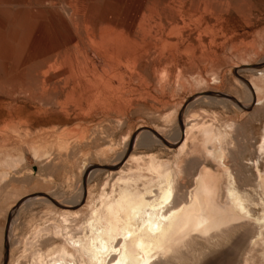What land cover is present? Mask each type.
Masks as SVG:
<instances>
[{"label":"bare ground","instance_id":"1","mask_svg":"<svg viewBox=\"0 0 264 264\" xmlns=\"http://www.w3.org/2000/svg\"><path fill=\"white\" fill-rule=\"evenodd\" d=\"M22 2V0H0V4H11V6ZM208 3V0H202L201 4L204 5V9L208 7ZM190 6H192V4L189 3L188 5L186 0H182V3L178 6V17H172V19H166L165 21L166 25L172 26L174 30L176 29L177 35L175 34L176 36L174 38L172 37L166 39L164 37L165 39H162L163 43L173 42L175 49L178 51L179 47H181L182 50H180L178 54L180 56V54L183 53L184 57L182 58V56H180L179 58L173 56L175 58V64L173 67H171V62V65L169 64L170 66H167L163 62L156 61V63L154 61L156 64L155 67L153 65L152 70L153 73L155 70L160 72V74H158L155 71L156 75H153L152 78L153 80H158V85L161 84L162 86L163 83L159 82L163 80L164 85L166 84L171 88L173 85V80L170 81L171 75L173 76L172 71L178 68V74L176 75L179 76L180 81L178 82V87L181 86V89L176 90L177 86H175V90L177 92L182 89L186 91V87H184L186 86L185 84L191 81L193 82V80L187 82L188 76L186 75H190L191 71L193 73V70L189 72L190 69H194L195 67L197 68V66L193 67L192 65L194 63V65L197 64L195 57H200V59H197L201 62L204 58H206L205 56L208 55V59L211 54V49L205 52L206 55H204L201 51H199L198 54L196 52V45L192 41L190 42V39L185 38L186 36L183 35L184 33L182 29H188L186 26L189 24L186 25V23H191V21L188 22L186 20H193V18H195L197 21H200L199 18H202L200 15L203 11L201 12L195 7L190 8ZM126 13L124 14L125 16ZM119 16L120 15H118V17ZM159 19L162 21L161 18ZM203 19L204 18H202V20ZM121 21L116 20L115 18L110 19L102 15L98 16L95 20L86 18L84 26L86 28V37L90 43L85 41V38H82L81 36L73 38L71 40L75 48V53L73 54L85 59L86 57L94 54L93 52L96 53L97 51H100L103 52L106 57V64L109 65V68L107 65H103L105 62H103L102 65L104 68L106 67V69H109L108 72L114 69V66H112L113 60H124L130 63L133 72L137 75H135L136 77H143L147 70L144 73L146 68L142 71L138 69L139 62L145 54L149 56L154 53V49L156 51L157 47H153L156 46V43L155 45L152 44V46L151 44L146 43L147 41L149 42V40L145 41V38L144 40L141 39L138 35L141 30L139 29L138 31V29H135L138 31L137 33L134 30L133 22L130 24L125 22L126 24H124ZM143 21H146V19L144 18ZM203 29H205V27ZM209 33H211V31ZM173 34H171V36ZM188 34H190V31ZM203 43L205 42L201 43L199 40V44L205 45ZM166 45L167 44H165V46ZM51 49L56 48L52 47ZM201 50L203 51L205 48ZM50 52V49H43L40 53H37L36 56H48L50 55ZM208 52L210 54H207ZM216 52L217 51H215V53ZM214 55L212 54L210 57H213ZM100 57L102 56L100 55ZM238 57L240 58V55ZM243 59L244 58H242V60L239 59V65L234 62L235 66L233 65L234 67L232 70L236 74V77H239V80L241 79L239 82L241 84H245V87L243 88V91L245 92L244 98L235 97L236 95L230 96L224 92L221 93L218 89H216L219 86H216L217 84L215 85V83L219 82V80H217L219 77V75H217L219 71L218 69L216 70L217 74L216 72H211L213 75L215 74L218 77H213L212 75V79L209 78L210 75L208 77L211 80V85H202L206 78H203V80L201 77L199 78L197 76L198 78L196 77L194 79L192 77L194 75H192L190 76V79L192 77L195 80L194 82L197 84V87L193 83L196 88L192 89L190 87V89L188 88L189 85L193 84L189 83L187 87V90L190 89L189 92H186V94L183 95L177 109L174 108V111H176L178 116V122L174 129V133H165L162 132L160 128L158 129L156 127L143 128L144 124L142 125L143 129L139 130L136 143H140L142 145H151L153 143L155 145V142L160 143L173 154L172 159L161 158L158 155L152 154L130 155L132 142L129 141L119 152L116 151L117 154L114 157V161L110 163H101V160V162L97 165L94 163H83L84 165L82 164L83 166L81 167L83 169L81 171V175L79 174V176L87 178L96 171L104 170L103 173L106 172L113 180L109 188L105 184V187L107 186L108 189L102 187L101 190H98L99 192L97 191L95 194L92 191L84 190L81 186H79L75 192L70 193L66 198L62 199L60 197L65 194H60L59 197L58 192L54 190V188L49 185L45 179L34 180L32 177H28L29 175H25L24 179L21 180L20 178L18 180L23 181L28 179V183L36 181L35 183L39 186L41 185V187L36 185L37 187L34 186V188H29L33 182L26 186L21 185L20 183L22 182L20 181V183L17 181L20 184L19 187L13 185V181L15 184L17 183L15 182V175L14 177L12 176L13 178L10 177L11 173L8 172L7 169L11 166L14 167V165L16 166V169L18 167L20 168V166H17L19 164L16 165L18 161H21V163L25 162L26 165L24 168H30L33 164H38V167H41L39 164L44 162V166H47V160H44L46 157L48 159V156L51 155V157L53 156V163H51V166L53 167L54 164H61L62 160L66 157H70V155H73L74 152L76 153L77 150L79 151V147H81V140H78V146L80 145L78 147L77 142H75L76 145H69L72 142L68 143L66 140L59 137L56 139H50V137L49 139H42L40 137V139L36 135H33L38 138L35 139L32 136L30 138L31 134H28L29 138H27L26 135L20 137L17 133L19 129L13 130L18 127L13 128L14 126H11L13 132L9 127V129H6L8 131L10 130L9 132L7 131V133L6 131L3 132L5 129L2 131V128L0 130V214L3 215V221L0 230L4 232V239L1 234L0 245H4L5 250L3 255V264L7 254L8 227L15 222V220H12L14 215L13 213L22 206H29L30 203H28V198L26 196L30 194L31 196H29V198L34 199V201H32L33 205L34 202H36L39 203L40 206H43L42 212L39 215L38 220L33 222V226L31 227L28 235H25V237H21L20 239H14L12 242V245L16 244V246H13V249H16L18 246L20 251L15 257H13V253L9 251V264H194L196 263L195 260L197 257L199 258L200 255L204 257L207 247L223 244L229 237L230 233L234 235V238L232 242L233 246L231 245L228 249L237 246V244L242 240L241 238H243L241 235L246 233V231L250 234L249 239L247 234L246 236L244 234V237H247L246 239H248L245 244L248 251H254V249L258 248H254L257 243L264 247V170L260 167L261 161L264 160V154L262 155V153H264V130L261 136V141L257 146H255L259 155H254L253 153L252 157L245 158L239 155V150L237 148L234 149L230 145V143L235 140L237 136H234L233 133H229L231 130L225 128L230 124L227 128L231 127L230 129H232L233 123H228V125L226 124L227 126L225 125L226 127L224 126L225 128L223 129L215 126L213 122H208L207 118V120H202V117H194L188 121L182 119V115L187 114L191 109L190 107L196 102H204L205 105L209 106L219 105L223 109H227L228 106H232L237 108L236 110L243 118H248L259 109H264V96H262L263 90H261L262 95L259 91V84L264 81V57L261 59L262 61H258V63H251L250 60L246 61L245 59V61H243ZM110 61H112L111 65L109 64ZM205 62L207 61H204L203 63ZM215 62H218V60ZM215 62L213 63L216 64ZM23 63H25V61H23ZM127 64L126 67L128 66ZM244 65H249V67L246 66L247 68L245 69V71L251 72L248 79L241 78L240 75L238 76L241 66L243 67ZM148 66L149 65H147V68ZM199 66L198 70H200ZM92 67H94V63ZM218 67L220 69L219 65ZM222 67L223 66H221V68ZM111 68L112 70H110ZM196 68L195 70H197ZM149 71L150 70H148V75ZM211 71H213V68ZM187 72H189V74H186ZM43 73L45 75L47 71L46 73ZM197 75H199V73ZM144 77H146V75ZM157 77L159 79H156ZM184 77L186 78V82ZM208 78L206 79V83L208 82ZM143 79L145 81L147 78ZM1 80L0 76V84H2ZM149 80L147 81L148 83ZM153 80L150 81L152 82ZM172 88L174 87L172 86ZM263 88L261 87V89ZM138 93H140V91H138ZM178 93H180V91ZM90 132L93 133L91 130ZM96 132L98 131H95L94 134ZM92 133L91 135H93ZM60 135H62V133ZM91 135H89V139ZM94 136H97V134ZM99 137L100 136L98 135L97 140ZM86 140L84 141L87 142ZM93 143L96 142L94 141ZM93 143L91 142V144ZM88 144L90 143H84L85 146H89ZM84 145L83 147H85ZM98 148L102 147H96V149ZM255 149H253V151ZM113 151L115 150L113 149ZM95 153L97 152L94 150V154ZM75 156L76 155L72 157L75 158ZM94 158H96V156ZM77 161L80 162V160ZM91 161L93 162V160ZM48 164H50V162H48ZM46 168L50 169L48 166ZM16 169H14V172H16ZM42 170L43 169H41L40 172ZM8 173H10V178L8 177ZM189 178L192 182V187L190 188H188L191 186L189 185V182L187 184ZM18 183L17 185H19ZM18 191L21 192L18 193ZM257 192L258 194L255 196ZM12 197L13 200L9 202ZM165 201H168V203H165ZM80 211H82L81 215ZM32 221H34V219ZM55 239H59V241L57 242ZM46 242L49 243L46 246H43ZM245 242L243 240L242 243ZM262 246L260 247L262 248ZM237 248L238 247H236V249ZM252 251L250 252V257H253L256 254L255 253L251 256V254L256 252V250L253 253ZM232 252L234 253L233 250ZM228 253L230 254L231 250H228ZM257 253V256L255 255L256 258H250L248 255L247 258L246 256L244 258L245 260L248 258L253 259V261L256 262V260H259L258 258L260 257V253L264 255L263 252L258 251ZM223 254L222 256L226 255L225 257L227 258V251L226 254ZM205 256L207 257V255ZM200 260L201 259H199V261ZM237 264H240L239 261Z\"/></svg>","mask_w":264,"mask_h":264},{"label":"rangeland","instance_id":"2","mask_svg":"<svg viewBox=\"0 0 264 264\" xmlns=\"http://www.w3.org/2000/svg\"><path fill=\"white\" fill-rule=\"evenodd\" d=\"M22 1L23 2L20 4L12 5L13 7L11 6V4H0V76L2 79V84H0V130L3 128L2 131L5 129L3 132L6 131L7 133L8 130L6 129L14 126L13 128L18 127L17 129L13 130L19 129L20 132L18 131L17 133L20 135V137L26 135V137L29 138L28 134H31L30 138L32 136L35 139H38L36 138V136L39 138L41 137L42 139H49V137L50 139H56L57 137H59L66 140L68 143L72 142L69 145H76L75 142H77V146L78 140H81V147H79V145V151L77 150L76 153L74 152L73 155H70V157L68 156L69 159L68 157H66L64 160H62L61 164H54L55 166L53 165V167L51 166V163H53V156H48V159L46 157L44 161L47 160L46 164L48 167H50V169L46 168L47 166H44V161H42L44 163L39 164L41 167H38V164H33L30 168H24L26 165L25 162L21 163V161H18L16 165L19 164L17 166H20V168L18 167L16 169L15 165L14 167L11 166L10 168H8V172L11 173H8V177L9 174L10 177H14L15 175V182H19L20 180L18 179L20 178L21 180L24 179L25 175H29L28 177H32L34 180L45 179V181L58 192L59 197L60 194H65L64 196L60 197L62 199L66 198L70 193L75 192L79 186H81V188L84 190L92 191L94 194L97 193L98 190L100 191L102 187H105V184L109 188L113 180L106 172L103 173L104 170L96 171L87 178H83L82 176H79V174L81 175V171L83 169L81 167L84 165L83 163H94L97 165L101 161V163H110L114 161V157L117 154L116 151L119 152L129 141L132 142L130 155L152 154L158 155L161 158L172 159L173 154L160 143L155 142V145L154 143L151 145L149 144L151 148L147 144H143L145 145L143 146L140 143H136L139 130L148 127H156L158 129L160 128L162 132H170L171 134H173L178 122V116L176 114V111H174V108L177 109L183 95H185L186 92L188 93L191 88L195 89L197 87V84L194 82V79L197 76L199 78L201 77L202 79H207L210 75L209 78L212 79L214 76L218 77L217 75H219V77L217 78L219 82L215 83V85L217 84L216 86L219 85L216 88L219 92H224L225 94L230 96L236 95L235 97L238 98H244L245 92L243 91V88L245 87V84H241L239 82L241 79L239 80V77H236V74L234 73L232 68L235 66V63L239 65L242 58H244L246 61L250 60L251 63H258V61H262L261 59H263L264 57V0H208L210 4L208 3V7L206 9H204V5L201 4L202 0H186L188 5L189 3L192 4L190 8L195 7L198 8L201 12L203 11L200 17L204 19L202 20V18L200 19L198 17L200 21H197V19L195 18H193V20H186L188 22L191 21V23H186V25H189L186 26V28L188 29H182L184 33L183 35L186 36L185 38L190 39V42L192 41L196 45V52L198 54L199 51H201L204 55H206L205 52L209 51L210 49L211 54L209 52L207 54H210L211 56L212 54L214 55L215 51L217 52L215 53L216 56H213L214 58L210 57L209 55V60L207 59L208 55L205 56L206 58L201 56L204 58L202 61L200 60L201 62H199V60L197 59H200V57H195L196 59H194L197 63L196 65H194L195 63L191 61L192 63H194L192 64L193 67L197 66V68L195 67L197 70L198 66L201 65L199 66L200 70L197 71L195 70V68H192L189 70V72L193 70V73L191 71L190 75H186L189 74V72L185 74L189 78V80L187 78V82L193 80V82L191 81L189 83H194L196 87L194 86V84L189 85V83H186V86H184L186 87V91L182 89L183 91L179 90L180 93H178L179 91H176L178 89H181V86L178 87V82L180 81L179 76L176 75L178 74V68H176V70H173L174 72L172 71L173 76L171 75L170 77V81L173 80V85L170 83L174 87L172 88L171 86L172 90L170 86L166 84L164 85L163 80L160 81L161 78L159 76V83L162 82L163 87L161 86V84L158 85V80H153L152 78L153 75H156V72L158 74H160V72L154 69L156 72L154 71L153 73L152 70L153 65L155 67V64L157 62H163L167 66L171 62V67H173V65L175 64V58L173 56L179 58L180 56H182V58L184 57L183 53L180 52V56L178 54L179 51L182 50L181 47H179L178 51L175 49L173 42L163 43L162 41V39H169L172 37L174 38L177 35L176 29L174 30L172 26L166 25L165 21L166 19H172V17H178V6L182 3V0ZM125 13L126 16L124 15ZM100 15L108 17L110 19L115 18L119 21L123 20L121 22H123L124 24H130L131 22H133L134 30H141L139 31V33L137 30H135L141 39L144 40L145 38V41L149 40V42L147 41L146 43H149L151 45H155L156 43V46L152 45L154 48L157 47L156 51L154 49V53L150 54L149 56L147 54L142 56V60H140L138 65V69H140L141 71L146 68L144 70V73L147 70L145 73L146 77H144L145 75L143 77L140 76L139 78L136 77L137 75L133 72L130 63L124 60H113L114 63L110 61L109 64L111 65L112 62V66H114V69L112 70V67L110 69L112 71L108 72L109 65L106 64V57L104 53L100 51H97L96 53L93 52V56L90 55L85 59L73 54L75 53V48L73 46V43L71 42L73 38L81 36L82 38H85V41H88V43H90L86 37V28L84 26L85 19L90 18L91 20H95ZM118 15H120L121 17H118ZM144 18L146 19V21H143ZM159 18H161L162 21ZM199 22L201 23V25ZM204 27L205 29H203ZM189 31L190 34H188ZM210 31L212 34L209 33ZM171 34L173 35L171 36ZM199 40L201 41V43L205 42L203 43L205 45L199 44ZM165 44L167 45L165 46ZM171 45H173L174 48ZM52 47H55L56 49H51ZM203 47L205 48V50L202 51L201 49H204ZM43 49H50V55L43 57L36 56L37 53H40ZM98 53L102 57H100ZM239 55L240 58L238 57ZM217 56L220 59H223L220 60ZM244 59L243 61H245ZM217 60L219 63L215 62ZM23 61H25V63H23ZM154 61L157 62L155 63ZM204 61L207 62L203 63ZM213 62H215L216 64H214ZM93 63L94 67H92ZM102 63L103 65L105 64V66L107 65L108 68H104ZM126 64L128 65L127 67ZM147 65H149L148 68ZM218 65L220 66V69ZM120 66L123 67L121 68ZM213 66L216 67L214 68ZM221 66L223 67L221 68ZM246 66L249 67V65H244L243 67L241 66V70L238 72V76L240 75V77L244 79H248L251 74V72L245 71V69L247 68ZM212 68L213 71H211ZM217 69L219 70L218 74L216 71ZM148 70H150V76L148 75ZM43 72H45L46 74L44 75ZM130 72H132L133 74ZM211 72H216L217 75H213ZM198 73L200 76L197 75ZM190 76H192L194 79L192 77L190 79ZM158 77L156 79H159ZM143 78H147L148 80L150 79L153 81L151 82L149 80L148 83V80L145 79L144 81ZM209 78V83H206V79H203L204 81L202 85H211V80ZM262 82H260L261 86L259 84V91L261 94V90H263V95H261L264 96V81ZM175 86H177V89ZM187 87L191 88L187 90ZM261 87L263 89H261ZM144 90L147 92H145ZM138 91H140L141 94L138 93ZM162 93H164L165 95ZM64 100L66 101V103ZM194 105L190 107L191 109L187 114L182 115L183 120L188 121L190 119H193L194 117H202V120L208 119V122H213L215 126L223 129L228 125V123H233V125L231 124L233 127L232 129H230L231 127L227 128L230 124L225 128L231 130V132L229 133H233L234 136H237V138L230 143L231 147H233L234 149L237 148L239 150V155L245 158L252 157L253 153L254 155H259V152L256 151L255 146H257L261 141V136L264 130V109H259L258 111L254 112L252 114L253 117L251 115L248 118H243L236 110L237 108H234L232 106H228L227 109H223L219 105H205L204 102H196ZM111 114H113L114 116ZM143 124L144 127L142 126ZM95 127L97 130L95 129ZM90 130L93 131V133L90 132ZM95 131L98 132L94 134ZM61 133L63 136L60 135ZM91 133L93 135H91ZM96 134L97 136H94ZM89 135H91L90 139L92 140L89 139ZM98 135L100 136L98 139L99 141L97 140ZM93 137H95L96 139ZM84 140H86L87 142H85ZM90 141L92 143L95 141L96 143H93V145ZM88 142L90 143L88 144L89 146H85L84 143ZM83 145L86 148L83 147ZM100 146L102 148H98L99 150L96 149V147ZM93 148L97 153L94 154ZM113 149L115 151H113ZM253 149L255 150L253 151ZM263 154L264 153H262V155ZM74 155H76L75 158L72 157ZM90 156L91 158H93L91 159ZM95 156L96 158H94ZM97 157L99 161L97 160ZM77 160H80V162ZM91 160H93V162ZM48 162H50V164H48ZM260 164L261 169L264 170V160H262ZM21 165L23 168L21 167ZM37 168H39L40 170L43 169L41 172H44L41 173ZM14 169H16V172H14ZM27 180L28 179L23 180L24 182L20 181L22 183H19L21 185L27 186L30 185L31 182H33L31 181L30 183H28L29 180ZM188 180L189 181H187V184L189 182V185L191 186L188 185V188H190L192 187V182L190 178ZM35 182L36 181H34L29 186V188L39 186ZM17 183L15 184L13 181V185L19 187L20 184L18 183L19 185H17ZM107 186L105 187L106 189H108ZM39 187H41V185ZM26 188L29 189L28 187ZM21 191H18V193ZM257 194L258 192L255 196H257ZM29 196H31V194L26 196L28 198V203L32 204H29V206L26 207L22 206L13 213L14 215L12 217V220H15V222L8 227L6 249L7 254L4 264H9L10 262L9 251L13 253V257L19 254L20 248L18 246L16 247V249H13V246H16V244L12 245L14 239H20L21 237H25V235H28L31 227L33 226V222L38 220L39 215L42 212L43 206H40V204L36 202H34L33 205L32 201H34V199L29 198ZM13 197L10 198L9 202L13 200ZM81 213L82 211H80V215ZM31 219H34V221H32ZM2 221L3 215L0 214V229L2 227ZM0 232V237L2 234L4 239V232H2L1 230ZM244 234L245 236L247 234L248 239L250 238V234L246 231V233H243L241 235V237L243 238L240 237L242 240L239 239L241 241L237 244V246L228 249V247L232 245L234 238V235L230 233L229 237L226 241H224L223 244L207 247L204 257L202 255H200L201 258L200 256L199 258L197 257V259L195 260L196 263L194 264H203V262L204 264H237L238 261L240 264H264V255L262 253H260L259 255L261 259L260 257H257L259 260L257 261L255 259L256 262H254L253 259L249 258L246 259L247 261L245 260L244 257H250V252L252 250L248 251L245 245L248 239H246L247 237H244ZM55 240L57 242L59 241V239ZM243 240L244 242H246L242 243ZM48 243L49 242H46V244H44L43 246H46ZM260 246L262 245L258 243L257 245H255L254 248H258H253L254 251L256 250V252L252 251V253H254L251 254V256H253L255 253L258 254V251L264 253V247L262 246L261 248ZM236 247L238 248L236 249ZM224 250L227 251V255L229 257L227 256L226 258V255L222 256L224 252V254H226V251ZM228 250H231L230 254L228 253ZM232 250L234 251V253L232 252ZM4 251V245H0V264H3ZM205 255H207V257ZM255 255L253 256L254 258H256ZM199 259H201V263Z\"/></svg>","mask_w":264,"mask_h":264},{"label":"snow or ice","instance_id":"3","mask_svg":"<svg viewBox=\"0 0 264 264\" xmlns=\"http://www.w3.org/2000/svg\"><path fill=\"white\" fill-rule=\"evenodd\" d=\"M165 203H168V201H165Z\"/></svg>","mask_w":264,"mask_h":264}]
</instances>
